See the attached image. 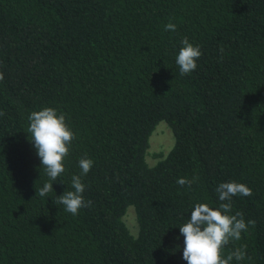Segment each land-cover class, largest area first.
<instances>
[{
	"label": "trees",
	"instance_id": "16d2710c",
	"mask_svg": "<svg viewBox=\"0 0 264 264\" xmlns=\"http://www.w3.org/2000/svg\"><path fill=\"white\" fill-rule=\"evenodd\" d=\"M184 37L202 55L181 76ZM0 73V264H186L179 226L197 203L218 208L229 181L252 190L230 214L256 223L223 255L246 245L239 264H264V0H0ZM45 107L75 139L40 197L49 178L27 130ZM161 121L174 144L150 164ZM82 157L92 204L72 215L53 199Z\"/></svg>",
	"mask_w": 264,
	"mask_h": 264
},
{
	"label": "clouds",
	"instance_id": "9594fccd",
	"mask_svg": "<svg viewBox=\"0 0 264 264\" xmlns=\"http://www.w3.org/2000/svg\"><path fill=\"white\" fill-rule=\"evenodd\" d=\"M176 27V24L170 21L164 26V30L175 31ZM180 43L182 47L176 56V64L179 74L185 76L197 68V60L202 53L200 47L190 43L187 37L182 38ZM0 80H3V73H0ZM3 115L0 111V116ZM28 120L29 140L33 143L42 168L49 178L41 188L36 189V195L45 197L54 190L53 182L65 171L64 159L69 154L75 135L66 123L65 114H58L57 109L53 107L31 112ZM78 166L81 173L71 177L72 190H66L53 199L55 205H63L64 210L72 215H77L80 209L92 204L83 196L85 185L81 177L91 170L93 160L82 157ZM198 180L197 174L192 179L181 177L177 183L190 189ZM215 191L221 202L218 208H213L207 203H197L191 211L190 219L179 226L180 234L184 237L182 259L186 264H232L233 260L239 264L247 255L246 245L229 251L226 258L223 249L230 242L239 241L242 232L247 233L249 226H255V220L245 222L243 214L239 211L230 214L233 197L251 196L252 190L244 183L229 181L218 184Z\"/></svg>",
	"mask_w": 264,
	"mask_h": 264
},
{
	"label": "rangeland",
	"instance_id": "374dc122",
	"mask_svg": "<svg viewBox=\"0 0 264 264\" xmlns=\"http://www.w3.org/2000/svg\"><path fill=\"white\" fill-rule=\"evenodd\" d=\"M174 144V136L171 129L164 121H161L151 134L149 138V152L146 157V161L150 164L156 161L154 154L162 150L166 154ZM148 159V160H147ZM127 214L125 216V222L132 232L136 233L137 224L135 219L134 207L129 206L127 208Z\"/></svg>",
	"mask_w": 264,
	"mask_h": 264
}]
</instances>
